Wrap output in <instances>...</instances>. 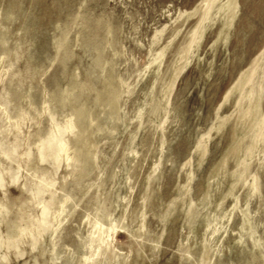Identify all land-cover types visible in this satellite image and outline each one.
<instances>
[{
	"label": "rangeland",
	"instance_id": "1",
	"mask_svg": "<svg viewBox=\"0 0 264 264\" xmlns=\"http://www.w3.org/2000/svg\"><path fill=\"white\" fill-rule=\"evenodd\" d=\"M0 264H264V0H0Z\"/></svg>",
	"mask_w": 264,
	"mask_h": 264
}]
</instances>
